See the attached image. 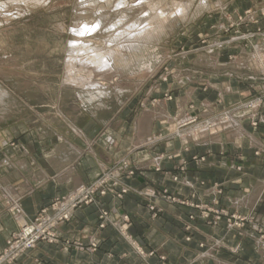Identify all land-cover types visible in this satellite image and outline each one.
I'll return each mask as SVG.
<instances>
[{
	"label": "rangeland",
	"instance_id": "obj_1",
	"mask_svg": "<svg viewBox=\"0 0 264 264\" xmlns=\"http://www.w3.org/2000/svg\"><path fill=\"white\" fill-rule=\"evenodd\" d=\"M30 1L0 0V95L3 100H0V137H9V130L23 126L22 124L26 122H29L28 124L36 122L35 128H40L44 134L48 133L49 128L65 130L70 122L83 125L89 118H98L109 127L115 122L123 121L121 117L123 118L124 113L127 114L131 107H134V111L130 120L138 123L148 109L158 106L163 100L170 104L174 122L168 128H159L154 140L170 141L173 138L185 140L182 146L185 152L191 153V143L200 142L199 140L204 137L197 136L200 128L208 130V127H214L219 121L226 122L227 117L231 115L239 122L246 119L252 127L259 126L260 112L264 109V52L261 47L264 45V0H208L211 3L208 2L209 7L205 8H199L200 0H193L192 11L190 10L186 17L180 14L172 17L163 33H155L151 41L141 40L134 48L123 53L119 62H114L117 72L110 76L112 78H93L94 81L103 82L102 88L100 87L101 93L90 86L73 85L66 79V59L73 48L69 45H72V40L77 37L73 28L84 20L93 22L103 14L108 28L99 29L97 34L98 37L103 35L107 38L113 23L119 21L121 10L129 5L131 8L137 5L138 9L135 8L133 13L130 9L125 20L138 21L141 15L145 14L143 10L147 7L146 0ZM157 1L160 0H154ZM175 1L187 3L190 0ZM167 2L168 11H176L173 2L171 0ZM5 4L9 7H5ZM259 51L263 53L260 59L257 57ZM217 58L226 61L218 63ZM247 58L250 60L248 66L241 61ZM77 71L74 73L75 76L77 74L86 76V73ZM229 72L240 76L244 73L243 82L248 87L247 95L238 102L224 106V102L215 94L213 85L218 80L217 76ZM193 89L196 90L195 96ZM181 99L185 102H181ZM210 106L221 108L211 113ZM28 127L31 130L35 129L33 125ZM188 133L193 136L187 137ZM14 134L16 133H13L15 137ZM147 139L149 141L153 136ZM18 144L19 139L10 143L13 148ZM170 147L171 151L159 154L174 162V158L181 150H176L173 144ZM144 150L143 147L136 151L135 158L144 155ZM256 154L260 155L261 151L257 150ZM190 156V160L185 156V160L182 159L177 166L175 162L172 163L170 166L173 167L165 172L171 183L168 188L156 190L146 186L134 189L148 199L147 207L151 218H157L164 211L157 204L159 200L191 206L199 211L197 214L200 218L208 220L209 224L215 225L224 220L227 228L236 229L241 233L247 229L256 237L253 246L264 250V222H257L260 219L256 210L242 211L234 206L229 208L216 203L199 202L194 200L193 194L186 193L184 196L170 190L173 184L178 185L182 182V172L192 171L193 167L197 170L205 161V156L192 153ZM135 158L125 155L113 166L103 168L93 182L78 186L80 190L86 189L83 195L76 187L68 194L56 196L48 205L41 207L32 218L27 219L24 214V221L17 219V230L10 234L6 245L0 248L3 252L0 264H15L40 242L52 244L62 241L67 246L95 252L100 246V240L91 239L88 246H84L78 240H62L60 227L74 218L77 209L98 204L100 198L108 194L122 199L133 189L125 183V179L136 176L141 169ZM9 163L7 162V165ZM156 170L159 171L161 168L157 167ZM199 183L202 186L206 184L204 180H200ZM213 187L218 193L222 192L220 183H215ZM104 189L107 192L103 193ZM72 192L73 195L78 193L79 199L75 202L77 207L72 206L74 212L68 218V203L71 201L70 196H73ZM13 201L17 202L2 191L0 212L6 211L16 217L19 207ZM197 214L187 212L186 241L193 238L192 222L198 217ZM64 215L68 219H63ZM98 220L99 228L107 226L116 228L142 259L145 260L154 254V251L147 252L140 246L128 230L127 227L132 220L129 214L120 212L114 216L109 210L100 207ZM54 221L52 229L56 240L50 242L48 238H42L34 246L23 248L28 245L27 237L23 236V231L27 228L25 225L32 227L29 234L42 236L47 231L46 227ZM40 230L43 231L42 235L38 234ZM204 245V242L199 244L200 247ZM218 245V241H214L212 247ZM17 246H20L19 250L17 249L19 253L14 255L12 250ZM161 258L165 259L164 256Z\"/></svg>",
	"mask_w": 264,
	"mask_h": 264
},
{
	"label": "crops",
	"instance_id": "obj_2",
	"mask_svg": "<svg viewBox=\"0 0 264 264\" xmlns=\"http://www.w3.org/2000/svg\"><path fill=\"white\" fill-rule=\"evenodd\" d=\"M262 49L264 52V45ZM223 60L217 58L218 63ZM241 61L248 66L250 60ZM243 74L240 76L229 72L217 76L213 87L224 106L238 102L247 95L248 87L243 82ZM195 93L193 89V96ZM220 108L210 106L209 112L214 113ZM133 111L134 107H131L121 117L123 121L109 127L98 118H89L83 125L70 122L65 130L49 128L48 133L44 134L40 128H35L36 122H26L9 130V137H0V209L2 191L11 185L21 195L19 205L27 219L56 196L68 194L80 185L90 184L103 168L113 166L125 155L135 158L134 153L145 148L144 155L135 158L141 169L136 176L125 179V183L133 189L122 199L108 194L101 197L98 204L77 209L74 218L60 227L62 240H78L84 246H88L91 239L100 240L95 252L67 246L62 241L52 244L40 242L15 264H264V250L253 246L256 237L247 229L241 233L227 228L224 220L215 225L209 224L208 220L200 218L195 208L170 204L165 200L157 203L164 210L162 214L151 218L148 199L134 190L146 186L156 190L168 188L171 183L165 172L173 167L170 165L174 162L176 166L179 165L185 156L190 160L191 153L199 154L205 156L202 165L197 170L193 167L192 171L182 172V182L173 184L170 190L184 196L186 193L193 194L196 197L194 200L199 202L229 208L234 206L242 211L256 210L260 219L257 222H264V109L260 112L258 127H252L248 120L243 119L239 134L231 133V129L218 135L208 134L202 138L204 141L191 143V153L182 148L185 140H154L159 128H168L174 122L168 101L163 100L158 106L148 109L138 123L130 120ZM147 114L155 115L150 119L151 126L145 130ZM30 125L35 129L31 130ZM152 136L153 139L148 141L147 138ZM15 139H19V144L13 148L10 143ZM172 144L176 150H181L174 162L160 156L163 152L171 151ZM257 150L261 151L260 155L256 154ZM157 167L161 170H156ZM200 180L206 184L202 186ZM215 183L222 185L221 193L213 187ZM100 207L114 216L120 212L129 214L132 220L128 230L140 246L147 252L154 251V254L144 260L116 228H99ZM190 211L198 217L192 222L193 238L186 241L185 223ZM17 228V218L1 211L0 248L6 245L8 237ZM214 241L219 243L215 248L212 247ZM200 242L205 245L200 247Z\"/></svg>",
	"mask_w": 264,
	"mask_h": 264
},
{
	"label": "bare ground",
	"instance_id": "obj_3",
	"mask_svg": "<svg viewBox=\"0 0 264 264\" xmlns=\"http://www.w3.org/2000/svg\"><path fill=\"white\" fill-rule=\"evenodd\" d=\"M98 1H100V0H98ZM171 1L173 2V5H174L176 11H174V10L168 11L167 7L169 5L167 4L168 3L167 0H160V1H157V2H154V0H146L147 7H146L145 10H143V11H145L144 12L145 14L141 15L142 17H140L138 21L137 20H133L132 22H130V21L127 22V20H125V19L129 16L128 11L130 9H132V13H133L134 9L136 8L137 5H133L134 7L131 8L130 5H129L130 3H125V4H128L129 6L124 8L123 10H121L120 19H119L118 22L113 23L112 29L109 30L110 34L107 36V38L105 36H103V35L98 37V34H97L99 29L102 30V29L108 28V23L105 22L106 20L104 19V15L103 14H100L99 18H97L93 22L92 21H87V20H84V21L82 20L83 22H81L79 25H77L76 27L73 28V31L75 32L77 37L74 40H72L73 41L72 45H69V46H72L73 48H71L72 50H70V53L68 54V57L66 59V66H67V72H66L67 73V78L66 79L69 82H72L71 84H73V85L74 84H79L80 86H83V87L90 86V88H96V90L98 89L99 92L100 91L102 92V89H100V87L102 86L103 82L101 81L102 82L101 83V82H98V81H94L93 80L94 77H97V78L101 77V79L102 78H107L108 79V77H110L111 75L115 74L117 72V70L114 67V62L120 60V58H121L123 53H125L126 51L131 50L132 48H134L137 42H140L141 40H143V41H151L152 38L155 37L154 36L155 33H157V34L163 33L164 29H166L165 28L166 24L170 21V19L172 17H175L178 14H180V16H182V17H186L187 14H189V11L191 10V8H192V6L194 4L193 0H190L187 3L177 2L175 0H171ZM200 1L201 2L199 3L200 4L199 8H201V7L205 8V7H207L209 5L208 4V2H209L208 0H200ZM23 2H25V1H23ZM30 2H28V3H30ZM35 2H36V0H35ZM105 2H109V0H106ZM9 3H7V4H9ZM85 3H87V2H85ZM209 3H211V2H209ZM92 4L94 5V2ZM92 4H90V5H92ZM86 5H88V4H86ZM4 6L6 7L8 5L5 4ZM136 9H138V8H136ZM96 12H98V11H96ZM141 13H142V11H141ZM98 14H99V12H98ZM124 21H126V22H124ZM96 26H98V27H96ZM93 27H96L95 31H92ZM210 54H212V53H210ZM262 54L263 53H261L259 51L257 53V57L260 59ZM121 60H124V59H121ZM77 70L80 73H83V72H84V74L86 73V76H82L81 74H77L75 76L74 73ZM68 74H69V76H68ZM110 78H112V77H110ZM66 81H64V82H66ZM68 81H67V83H68ZM110 81H112V80H110ZM1 93H2V91H1ZM3 93H2V95H4ZM100 95H102V94H100ZM103 95H105V94H103ZM0 100H2L1 99V95H0ZM161 110H163V109H161ZM154 113H156V112H154ZM160 114H161V112H160ZM153 115H155V114H147L146 115L145 120H147V122H146L147 125H145V128H146V129L144 128L145 130H147V128L149 126H151V124H149V123H150L151 117H154ZM162 115H163V113H162ZM185 115H187V114H185ZM229 129H231L233 131L231 133H235V135L239 134V132L241 130V126H240L239 120L236 119L235 117H233L232 115L229 116V118L227 117L226 122L222 123V122L219 121L218 123L215 124L214 127H212V126L208 127V130H207V128H200V133L198 132L197 136H200V135L201 136H205L207 133L208 134H216V135H218L220 132L226 131V130H229ZM195 133H197V132H195ZM225 134H227V133H225ZM243 134H246V133L243 132ZM191 135L193 136V134L188 133L186 136L187 137H192ZM238 138H240V137H238ZM71 171L72 170H70V172ZM67 173H69V172L67 171ZM64 177H65V175H64ZM62 180H64V178ZM79 187L77 189H79ZM4 191H5L6 195L11 196L13 198V200L17 201V202L13 201L14 204L17 203L18 207H19L18 211H16V217H17V219L19 221H24L25 220L24 212H23L22 208L19 205L20 204V200H21V195L11 185H7ZM71 195H73V192L71 193ZM15 208L17 210V207H15ZM73 212H74V209L71 206V208H69V210H68V215H71ZM260 241L261 240H259V242Z\"/></svg>",
	"mask_w": 264,
	"mask_h": 264
},
{
	"label": "built area",
	"instance_id": "obj_4",
	"mask_svg": "<svg viewBox=\"0 0 264 264\" xmlns=\"http://www.w3.org/2000/svg\"><path fill=\"white\" fill-rule=\"evenodd\" d=\"M103 184V183H102ZM106 188V187H105ZM96 189V188H95ZM94 189V190H95ZM80 190V189H79ZM86 189L84 188V189H81L80 190V193L82 194L84 191H85ZM90 191H91V189H90ZM78 192V191H77ZM105 192H107V190L106 189H104L103 190V193H105ZM86 193H89V192H87L86 191ZM83 195V194H82ZM83 197V196H82ZM70 199H71V201H70V203H68V209L71 207V206H73V208H76L77 207V204L75 203L76 202V200L77 199H79V194L77 193V194H75V195H73V196H70ZM67 200H68V198H67ZM67 200H66V205H65V207H67ZM75 200V201H74ZM68 218H70V216L68 215ZM65 215L63 216V219H68ZM53 225H55V221L54 222H51L50 223V225H48V227H46V229H47V231H46V233L44 234V235H42L43 234V231L42 230H40L39 232H38V234H40V235H42V236H35V234H33V233H30L29 234V232H30V230H31V228L32 227H30L29 225H25L27 228H25L24 229V231H23V236L24 237H27V243H28V245H25L23 248H25V247H32V246H34L36 243H37V241L39 240V239H42V238H48V241H50V242H52L53 240H56V235H55V232L53 231V229H52V226ZM24 227V226H23ZM44 227V226H43ZM11 241V240H10ZM9 241V242H10ZM19 247L20 246H17L15 249H13L12 250V253L15 255V254H18L19 253ZM18 249V250H17ZM3 254V252L0 250V256ZM8 255V253H6V256Z\"/></svg>",
	"mask_w": 264,
	"mask_h": 264
},
{
	"label": "snow or ice",
	"instance_id": "obj_5",
	"mask_svg": "<svg viewBox=\"0 0 264 264\" xmlns=\"http://www.w3.org/2000/svg\"><path fill=\"white\" fill-rule=\"evenodd\" d=\"M96 27H98V26H96ZM96 27H93V28H92V31H95V30H96Z\"/></svg>",
	"mask_w": 264,
	"mask_h": 264
}]
</instances>
